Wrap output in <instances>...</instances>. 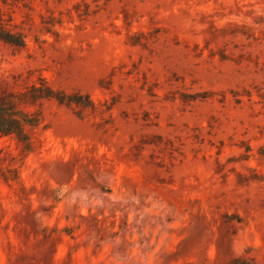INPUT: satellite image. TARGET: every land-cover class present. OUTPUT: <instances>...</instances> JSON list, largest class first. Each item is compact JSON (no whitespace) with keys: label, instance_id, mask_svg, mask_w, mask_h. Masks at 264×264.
Here are the masks:
<instances>
[{"label":"rangeland","instance_id":"rangeland-1","mask_svg":"<svg viewBox=\"0 0 264 264\" xmlns=\"http://www.w3.org/2000/svg\"><path fill=\"white\" fill-rule=\"evenodd\" d=\"M0 264H264V0H0ZM244 264V263H243Z\"/></svg>","mask_w":264,"mask_h":264},{"label":"trees","instance_id":"trees-1","mask_svg":"<svg viewBox=\"0 0 264 264\" xmlns=\"http://www.w3.org/2000/svg\"><path fill=\"white\" fill-rule=\"evenodd\" d=\"M0 41L17 48H25L26 35L10 29L3 14L0 12ZM56 99L61 104L80 103L79 100L67 96L63 92L55 91L44 79L39 84H33L25 91L3 92L0 95V137L15 136L27 150L31 149L32 139L30 132L41 126L40 112H29L23 105L35 106L43 100ZM246 259L235 258L229 264H245Z\"/></svg>","mask_w":264,"mask_h":264}]
</instances>
